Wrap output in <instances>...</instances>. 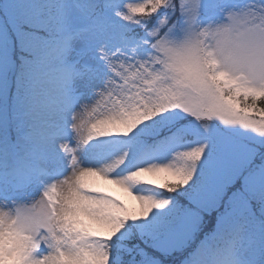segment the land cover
I'll return each instance as SVG.
<instances>
[{"label": "snow or ice", "instance_id": "obj_1", "mask_svg": "<svg viewBox=\"0 0 264 264\" xmlns=\"http://www.w3.org/2000/svg\"><path fill=\"white\" fill-rule=\"evenodd\" d=\"M0 264H264V0H0Z\"/></svg>", "mask_w": 264, "mask_h": 264}, {"label": "rangeland", "instance_id": "obj_2", "mask_svg": "<svg viewBox=\"0 0 264 264\" xmlns=\"http://www.w3.org/2000/svg\"><path fill=\"white\" fill-rule=\"evenodd\" d=\"M113 194H114V195H118L120 198H125V197H124V194H123V193H120L119 190H114V191H113Z\"/></svg>", "mask_w": 264, "mask_h": 264}]
</instances>
